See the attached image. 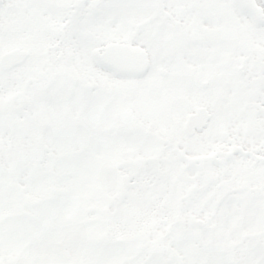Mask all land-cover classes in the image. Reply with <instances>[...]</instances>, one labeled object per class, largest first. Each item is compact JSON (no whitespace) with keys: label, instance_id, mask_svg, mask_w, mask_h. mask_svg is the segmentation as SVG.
<instances>
[{"label":"snow or ice","instance_id":"1","mask_svg":"<svg viewBox=\"0 0 264 264\" xmlns=\"http://www.w3.org/2000/svg\"><path fill=\"white\" fill-rule=\"evenodd\" d=\"M0 264H264V0H0Z\"/></svg>","mask_w":264,"mask_h":264}]
</instances>
